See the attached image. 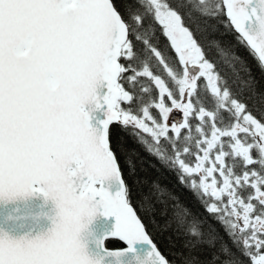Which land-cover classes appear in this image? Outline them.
<instances>
[{
	"label": "snow or ice",
	"instance_id": "obj_1",
	"mask_svg": "<svg viewBox=\"0 0 264 264\" xmlns=\"http://www.w3.org/2000/svg\"><path fill=\"white\" fill-rule=\"evenodd\" d=\"M243 52L264 78V0H0V264H264Z\"/></svg>",
	"mask_w": 264,
	"mask_h": 264
},
{
	"label": "trees",
	"instance_id": "obj_2",
	"mask_svg": "<svg viewBox=\"0 0 264 264\" xmlns=\"http://www.w3.org/2000/svg\"><path fill=\"white\" fill-rule=\"evenodd\" d=\"M247 59L249 64L251 65L252 73L253 75L262 81L264 83V78H262L260 70L257 68L255 61L251 56L248 55L247 52L242 53ZM210 59H213L214 62L216 63L217 70L220 72L222 76L227 78L229 83L234 87V88H239V79L236 77L234 74L233 68L230 67V65L220 57H216L215 54H210L209 56ZM251 103L255 105H259L261 101L258 99H253ZM141 154L147 159L150 160L153 164H156L157 169L159 171H154V170H149L148 175L150 178L153 179H160L162 183L167 184V186L175 191L177 194L181 196V198L186 202L189 203L191 206H194L195 208H199V205L196 204L195 199L192 196V193L187 191V189H184L180 186L179 182L176 180L175 176H173L171 173H168L164 171L162 168H160L159 164L155 161L154 158L147 156V153L141 152ZM200 211H203V209H199ZM109 247L113 248H122L124 245L122 242L118 240H113L109 243Z\"/></svg>",
	"mask_w": 264,
	"mask_h": 264
},
{
	"label": "flooded vegetation",
	"instance_id": "obj_3",
	"mask_svg": "<svg viewBox=\"0 0 264 264\" xmlns=\"http://www.w3.org/2000/svg\"><path fill=\"white\" fill-rule=\"evenodd\" d=\"M176 114H178V116H180V114H179V113H176Z\"/></svg>",
	"mask_w": 264,
	"mask_h": 264
},
{
	"label": "rangeland",
	"instance_id": "obj_4",
	"mask_svg": "<svg viewBox=\"0 0 264 264\" xmlns=\"http://www.w3.org/2000/svg\"><path fill=\"white\" fill-rule=\"evenodd\" d=\"M176 116L179 117L178 114H176Z\"/></svg>",
	"mask_w": 264,
	"mask_h": 264
}]
</instances>
